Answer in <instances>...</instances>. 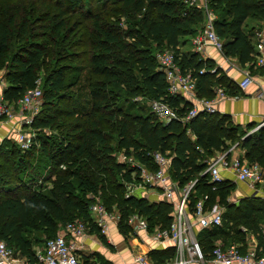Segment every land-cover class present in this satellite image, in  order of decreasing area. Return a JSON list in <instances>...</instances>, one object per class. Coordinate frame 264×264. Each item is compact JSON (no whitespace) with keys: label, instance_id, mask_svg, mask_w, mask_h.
Masks as SVG:
<instances>
[{"label":"trees","instance_id":"trees-1","mask_svg":"<svg viewBox=\"0 0 264 264\" xmlns=\"http://www.w3.org/2000/svg\"><path fill=\"white\" fill-rule=\"evenodd\" d=\"M207 7L215 15L212 24L224 55L236 56L240 64L253 60L255 46L243 24L252 15L264 20V0H207ZM205 16L204 8L184 0H0L3 100L15 103L42 79L43 101L32 123L31 147L23 150L11 136L0 142V239L28 264H38L35 247L42 236H55L61 225L76 218L86 220L88 232L108 244L92 220L90 193L100 196L107 209L120 212L118 229L124 236L131 232L126 218L132 212L144 215L150 230L170 226L171 201L124 196V180L131 179L132 168L115 157L122 149L150 169L157 168L152 151H168L169 173L179 187L196 180L190 210L204 194L206 205L219 201L225 206L220 226L196 234L205 259L212 257L214 239L229 227L226 220L236 234L242 232L235 224L254 231L264 225V198L252 195L238 205L230 203L235 183L221 181L214 191L204 172L208 159L237 139L248 160L264 167V125L246 135L220 111L162 122L149 109L152 99L161 98L182 117L192 104L183 95L168 93L156 57L163 48L174 49L180 68L191 71L198 97L213 98L215 86L229 95L242 92L212 59L178 48L183 37L202 31ZM84 70L90 74L88 107L79 104L73 89ZM136 97L148 100V109ZM50 180L52 187L44 191V181ZM175 252L169 246L148 254L154 264H163Z\"/></svg>","mask_w":264,"mask_h":264},{"label":"built area","instance_id":"built-area-1","mask_svg":"<svg viewBox=\"0 0 264 264\" xmlns=\"http://www.w3.org/2000/svg\"><path fill=\"white\" fill-rule=\"evenodd\" d=\"M188 5L202 6L206 10L209 22L204 29L192 37V42L196 51L204 49L206 43L213 44L217 49L222 50V40L213 28L214 13L208 9L207 0H184ZM259 52L254 56L255 65H264V28L258 38ZM159 68L164 72L167 81V91L171 95H183L186 100L191 101V106L184 116H179L175 108L161 98L151 100V110L162 122H169L172 119L187 121L199 112H215L217 100L235 97L229 95L221 86H215V96L213 98H200L196 93L195 78L191 71H183L176 60L175 50L163 48L156 51ZM202 72V70H200ZM254 78L250 70H244L243 76L238 81L239 88L243 91ZM41 79L38 78L36 85L27 88L22 96L15 103H7L3 100L4 77L0 71V120L13 119L17 117L15 126V139L20 147L25 150L31 147L35 129L32 127L35 115L42 105ZM263 96V92L258 93ZM264 125V119L259 126ZM257 128V127H256ZM239 146L236 142L235 146ZM226 149L208 159V166L204 172H208L212 190H217V184L226 180L223 171L233 174L235 181L245 182L252 193L258 194L259 183L264 182V168L257 162H248L239 154H231V150ZM157 168L150 169L146 164L139 161L134 155L128 154L124 149L118 151L116 157L126 163L131 171V179L124 180L125 197L146 196L149 190L158 188L159 199L168 200L174 204L171 213L172 221L168 228H161L156 225L153 230L149 228L147 218L139 212L130 213L126 222L131 226V236L142 233L144 236L158 242L173 241L175 246V256L167 264H189L193 260L205 261L200 245L194 233V227L199 229L210 225H221L224 206L216 201L210 207H206L208 194L201 196L189 209V193L196 180L185 184L182 188L178 182L170 176L169 167L171 157L168 151L154 150L151 153ZM262 189V188H261ZM94 198L90 205L92 219L100 227V231L105 236L110 233L111 224L118 225L120 212L113 207L107 209L102 199L98 195L89 194ZM189 212L192 213L189 216ZM88 222L83 219H73L61 225L55 236L48 237L44 245L36 250L38 264H81V250L83 238L90 235L88 232ZM264 239V228L262 230ZM136 264H152L147 252H135L133 256ZM211 264H264V255H259L255 249H248L242 252L235 244L227 247L215 244L212 249ZM0 264H28L23 256H17L14 249L9 247L5 240L0 239Z\"/></svg>","mask_w":264,"mask_h":264},{"label":"crops","instance_id":"crops-1","mask_svg":"<svg viewBox=\"0 0 264 264\" xmlns=\"http://www.w3.org/2000/svg\"><path fill=\"white\" fill-rule=\"evenodd\" d=\"M263 28L264 20L254 15L248 16L243 24L244 31L250 36L252 43L255 46V51L253 54L254 56L257 52H259L258 38ZM192 37L193 36H185L181 39V42L178 46L180 52L196 51L192 42ZM196 52H199L203 58L212 59L216 66L221 67L228 74V76H230L237 83L243 76L244 70L251 71L254 78L253 83H251L245 90L235 97L217 100L216 108L222 113L229 114L233 123L239 124L241 129L246 132V135L253 133L260 127H258V125L262 119H264V95L262 97L258 95L260 91H262L264 94V65H255L253 61L254 56L253 60L250 62L240 64L236 56L224 55L222 50L217 49L211 43H206L203 50ZM16 121L17 117L15 116L13 119L8 120L7 122L4 121L6 123L1 122L0 120V124L2 126L4 124H8V126L11 125L12 128H14ZM252 122L255 123V126L252 128L248 127V124ZM3 128L4 127H1L0 129L2 130ZM233 146H235V144H231L227 150ZM244 150V148L239 146L233 147L231 154H239L246 161L251 162L245 155ZM221 151L224 150L217 151L215 154ZM223 174L227 182L235 183L234 189L231 190L227 198L230 203L238 205L241 198L252 195H258L259 197L264 198V182L258 184L259 192L258 194H254L252 193V190L248 188L245 182L235 181L232 173L223 171ZM238 182L241 183L242 189H244V186L251 193L244 194V192L241 191V187L237 184ZM261 188L263 193L260 192ZM149 193L150 196L159 199L157 196V191L151 193L149 190L148 194ZM206 207L208 208L210 206L206 205ZM224 209H226L225 206ZM191 215L192 213L189 212V216ZM223 215L226 216V210H224ZM94 216L95 215H92L93 218ZM225 222L226 224H224V226L229 225V227L227 228L226 232L219 234L214 239V244H219L223 247L235 244L242 252H246L248 249L252 248L255 249L259 255H264V239L261 231L263 224H259L261 229H257L255 231L251 228L247 229L246 226L242 224H235V226L242 232L240 234H236L235 231H233V228L230 227L233 225L232 222L227 220ZM213 226L218 225H210L206 228H211ZM199 231L200 229L198 227H194L195 235ZM95 237L98 236L95 233H90V235L83 238V247L80 254L86 257L85 259L88 261L87 264H136L134 262L133 256L137 251L147 252L151 263L154 264L153 260L148 254L149 250L153 248H166L169 246H174V243L171 240L158 243L144 236L142 233H136L132 236H124L119 232L118 225L116 224H111L110 233L108 236H106L108 244H105L99 237L98 240L94 239ZM37 249L38 248L35 247V250ZM210 260L211 258L205 259L204 262L193 260L189 264H211ZM163 264L167 263L165 262Z\"/></svg>","mask_w":264,"mask_h":264},{"label":"rangeland","instance_id":"rangeland-1","mask_svg":"<svg viewBox=\"0 0 264 264\" xmlns=\"http://www.w3.org/2000/svg\"><path fill=\"white\" fill-rule=\"evenodd\" d=\"M74 17H76V14H74L73 15V17H72V19L74 18ZM214 19V18H213ZM122 20H124V17H122ZM209 22V19H208V17L207 16H205V18H204V26H205V24L206 23H208ZM80 61V60H79ZM83 62H86L85 60H82ZM76 62H78L77 60H76ZM0 71H2V73H4V69H1ZM88 70H84V72L81 74V76H80V80L78 81L79 83H77L75 86H73V89H75L74 91H76L75 93H77V99L79 100L78 102H79V104L80 105H82V106H85V107H88V103H87V99H88V94H87V81H88V79H89V77H90V74H89V72H87ZM73 73H70V74H68V77H67V80L68 81H70L71 79H72V77H73ZM40 79H41V77H40ZM4 87L6 86V80L4 79ZM40 86H42V79H41V82H40ZM135 99H137V100H139V102L141 103V104H143V105H146V107H147V109H148V105H149V103H148V100H145V98L144 99H142V98H135ZM149 109H150V105H149ZM5 120H2L1 122H3V123H6V122H4ZM1 125V124H0ZM107 127H108V129L110 130V133H111V136H112V138H115L116 137V135H115V133H116V131H114L113 130V127H112V125L111 124H107L106 125ZM1 127H4L2 130L0 129V142L2 141V139L4 138V137H6V136H11V137H15V126H14V128H12V126L10 125V126H8V124H4L3 126L1 125L0 126V128ZM115 132V133H114ZM235 142H238L239 143V147H241V148H243L242 146H241V142H240V139H237L236 141H234L233 143H232V145H234V144H236ZM112 143L113 144H115V139H113V141H112ZM243 151V150H242ZM245 151V150H244ZM117 153L118 152H116L114 155H115V157H116V155H117ZM64 167V166H63ZM240 187H241V183L240 182H238L237 183ZM44 185H45V187H44V191H48V189H50L51 187H52V185H53V183H52V180H50V181H44ZM243 188L244 189H242V187H241V191L242 192H244V194H248V193H251L249 190H247V188H245L244 186H243ZM151 191V193H153V192H156V191H158V188H154V189H151L150 190ZM260 192L261 193H263V190L262 189H260ZM262 195V194H261ZM146 197H148V199H150V200H155L156 198H154L153 196H150V193L148 194H146ZM263 197H264V194H263ZM128 236H130V234H128ZM45 239H46V236H42L41 237V242H39L38 244H37V248H39V247H42L43 245H44V242H45ZM94 239H97L98 240V237H95ZM15 249V248H14ZM16 255L17 256H19L20 254L18 253V251H16ZM86 257H84L82 254H81V257H80V260H81V264H87L88 263V261H86V259H85ZM117 264H120V263H117Z\"/></svg>","mask_w":264,"mask_h":264}]
</instances>
